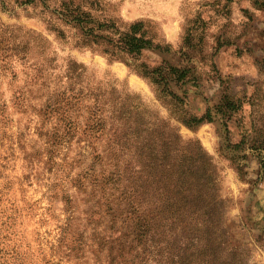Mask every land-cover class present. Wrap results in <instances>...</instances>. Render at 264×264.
<instances>
[{
	"label": "rangeland",
	"instance_id": "rangeland-1",
	"mask_svg": "<svg viewBox=\"0 0 264 264\" xmlns=\"http://www.w3.org/2000/svg\"><path fill=\"white\" fill-rule=\"evenodd\" d=\"M134 23L140 55L116 46ZM141 171L190 264H264V0H0V264L110 263L95 237Z\"/></svg>",
	"mask_w": 264,
	"mask_h": 264
},
{
	"label": "trees",
	"instance_id": "trees-1",
	"mask_svg": "<svg viewBox=\"0 0 264 264\" xmlns=\"http://www.w3.org/2000/svg\"><path fill=\"white\" fill-rule=\"evenodd\" d=\"M81 18L82 14L80 13L73 15V20L78 23H82ZM140 24L134 23L128 30L120 32L116 40V46L122 52L140 55L145 49L153 47L151 40L142 36ZM89 32H92V29ZM170 70L172 73H178L179 80L185 79L187 75L186 70H179L174 67H171ZM154 74L155 71L147 73V75L153 76L154 80L156 78L160 79V76L162 81L168 80L167 75L164 76L163 73L158 74L157 77ZM212 120V113L208 111L202 116H192L190 122L199 125ZM117 140L121 142L124 150H134L137 160L142 163V140L139 137L125 139L131 147H126L120 137ZM155 169L157 172L159 171L158 167ZM140 173L136 179L133 178L130 181L132 189L127 190L125 188L122 196L116 197L120 201V207L115 209L111 203L107 206L106 213L111 218L110 229L106 235L95 237L97 239L96 243L101 251L105 248L109 249L111 258L108 264H149V262H152V264H190L193 260V253L189 250L190 246L187 242L189 238L186 236L188 235V226H191L190 222L187 221L186 216H183L182 219H175V216L171 215L168 209L173 206L171 203L168 205L143 203L141 195L142 171ZM185 173L187 172L181 171L180 168L178 171L175 168H170L169 173L165 174L169 181L168 185L175 189L177 193L182 190L183 198L187 197L188 192L191 190L190 180L186 177L182 179ZM117 176L118 173H115L113 179L117 180ZM191 204L185 203L183 205L182 203V209L180 208V210L184 213L187 208L192 207ZM150 205L152 207H148ZM177 212L179 211L177 210ZM119 220H122V225H117ZM165 225L171 226L170 231L165 228ZM178 226H181V235L176 232ZM76 235L77 231H74L73 228L65 227L60 244L70 239L71 244H73ZM177 236H180L183 240L182 248L176 244L178 243ZM72 246L75 250L76 246ZM199 248L204 250L201 246Z\"/></svg>",
	"mask_w": 264,
	"mask_h": 264
}]
</instances>
